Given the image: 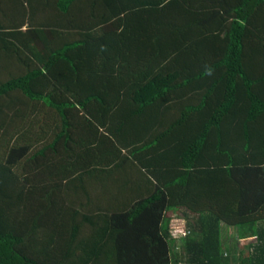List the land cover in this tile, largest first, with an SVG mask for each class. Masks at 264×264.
Instances as JSON below:
<instances>
[{
  "label": "trees",
  "instance_id": "obj_1",
  "mask_svg": "<svg viewBox=\"0 0 264 264\" xmlns=\"http://www.w3.org/2000/svg\"><path fill=\"white\" fill-rule=\"evenodd\" d=\"M0 264H264V0H0Z\"/></svg>",
  "mask_w": 264,
  "mask_h": 264
},
{
  "label": "rangeland",
  "instance_id": "obj_2",
  "mask_svg": "<svg viewBox=\"0 0 264 264\" xmlns=\"http://www.w3.org/2000/svg\"><path fill=\"white\" fill-rule=\"evenodd\" d=\"M165 214L170 217L169 229H170L171 233H175L177 229L186 228L185 220H183L181 217H179L176 213H174L173 211H167ZM222 237H223V240L226 241L228 246L230 248L233 247L235 251L236 250L238 251V249H240L242 247V245L248 241L245 239L238 240L236 237V233H235L233 228H230L227 230H226V228H224L223 233H222ZM179 238L180 237L176 238L177 243H179L181 241V239H179ZM225 251H227V250L225 249Z\"/></svg>",
  "mask_w": 264,
  "mask_h": 264
},
{
  "label": "built area",
  "instance_id": "obj_3",
  "mask_svg": "<svg viewBox=\"0 0 264 264\" xmlns=\"http://www.w3.org/2000/svg\"><path fill=\"white\" fill-rule=\"evenodd\" d=\"M188 233L186 228L177 229L175 233H171L174 238L185 236Z\"/></svg>",
  "mask_w": 264,
  "mask_h": 264
}]
</instances>
